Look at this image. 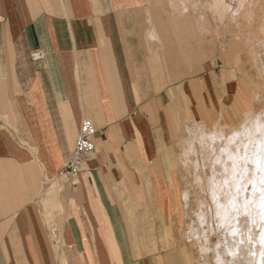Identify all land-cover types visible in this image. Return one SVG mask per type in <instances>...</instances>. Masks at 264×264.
Masks as SVG:
<instances>
[{
    "label": "crops",
    "instance_id": "0c3cea01",
    "mask_svg": "<svg viewBox=\"0 0 264 264\" xmlns=\"http://www.w3.org/2000/svg\"><path fill=\"white\" fill-rule=\"evenodd\" d=\"M244 4L255 22L257 1ZM166 6L0 0V264L159 263L139 243L146 233L170 241L180 218L181 182L167 152L176 112L180 123L181 105L205 122L250 101L238 73L209 55L181 72L176 50L189 38ZM36 50L43 59L32 58ZM86 117L95 149L67 179Z\"/></svg>",
    "mask_w": 264,
    "mask_h": 264
},
{
    "label": "rangeland",
    "instance_id": "374dc122",
    "mask_svg": "<svg viewBox=\"0 0 264 264\" xmlns=\"http://www.w3.org/2000/svg\"><path fill=\"white\" fill-rule=\"evenodd\" d=\"M217 1L167 0L164 10L180 15V31L189 38L180 41L176 64L184 73L195 64L198 68L206 55L218 59L234 76L238 73L250 101L245 109L235 108L234 116L223 106L228 114L213 111L205 122L181 105L180 123L176 112L167 152L181 182L180 218L169 226L170 241L149 240L153 235L146 233L139 243L142 252L157 256V264H233L234 258L238 264H256L264 257V134L256 119L264 117V0H256L255 22L247 0H222L223 9ZM190 13L198 16L189 18ZM206 13H212V26ZM206 41L212 49L194 50L195 43Z\"/></svg>",
    "mask_w": 264,
    "mask_h": 264
},
{
    "label": "built area",
    "instance_id": "2783aa9c",
    "mask_svg": "<svg viewBox=\"0 0 264 264\" xmlns=\"http://www.w3.org/2000/svg\"><path fill=\"white\" fill-rule=\"evenodd\" d=\"M43 57L44 53L41 50H36L32 53V58L35 60L43 59ZM96 133L94 121L91 118H84L73 151L66 162L64 174L66 173L70 178L79 174L85 165L88 155L95 149Z\"/></svg>",
    "mask_w": 264,
    "mask_h": 264
},
{
    "label": "bare ground",
    "instance_id": "6f19581e",
    "mask_svg": "<svg viewBox=\"0 0 264 264\" xmlns=\"http://www.w3.org/2000/svg\"><path fill=\"white\" fill-rule=\"evenodd\" d=\"M246 118H248V117H246ZM245 120H247V119H245ZM244 120V121H245ZM244 121H243V124H245V123H247V122H245L244 123ZM242 124V125H243ZM244 127L246 126V124L245 125H243ZM243 126H241V127H243ZM234 134H236V133H234ZM253 235H255V231H254V229L253 228H251L250 230H249V238L250 239H252L253 240ZM59 243V242H58ZM58 243H57V245H58ZM206 245V244H205ZM206 247H207V245H206ZM206 247L204 246V248L206 249ZM208 248V247H207ZM217 257H220L219 256V254H217ZM220 258H222V257H220ZM216 259H218V258H216ZM223 260H224V258H222ZM236 258H234V260L233 261H236V263H233V264H238L237 263V260H235ZM219 260V259H218ZM217 260V261H218ZM221 260V259H220ZM221 263L223 262V261H220ZM220 262L218 261V263L220 264ZM229 262H231V261H229ZM239 262V261H238ZM227 264H228V262H227ZM256 264H264V257H261V258H259V262L257 263V261H256Z\"/></svg>",
    "mask_w": 264,
    "mask_h": 264
},
{
    "label": "clouds",
    "instance_id": "9594fccd",
    "mask_svg": "<svg viewBox=\"0 0 264 264\" xmlns=\"http://www.w3.org/2000/svg\"><path fill=\"white\" fill-rule=\"evenodd\" d=\"M256 119L260 120L259 131L261 132V134H264V117H257ZM261 143L264 144V141H262Z\"/></svg>",
    "mask_w": 264,
    "mask_h": 264
}]
</instances>
